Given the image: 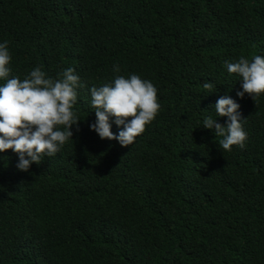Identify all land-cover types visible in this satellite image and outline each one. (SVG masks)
<instances>
[{
    "label": "trees",
    "instance_id": "16d2710c",
    "mask_svg": "<svg viewBox=\"0 0 264 264\" xmlns=\"http://www.w3.org/2000/svg\"><path fill=\"white\" fill-rule=\"evenodd\" d=\"M3 41L11 76L73 68L84 87L55 156L22 172L0 153V264H264V95L224 66L264 56V0H0ZM130 74L161 108L121 147L89 129V89ZM225 95L247 132L230 152L201 126Z\"/></svg>",
    "mask_w": 264,
    "mask_h": 264
},
{
    "label": "clouds",
    "instance_id": "9594fccd",
    "mask_svg": "<svg viewBox=\"0 0 264 264\" xmlns=\"http://www.w3.org/2000/svg\"><path fill=\"white\" fill-rule=\"evenodd\" d=\"M10 62L8 42H0V153L11 149L18 156L17 169L28 172L44 157L55 156L73 136L71 129L80 122L74 110L77 90L84 85L73 68L62 70L56 78L47 76L39 66L24 79L11 76ZM224 66L229 75L239 78L242 90L236 93L238 97L247 94L255 101L264 95V56L255 55L251 60L241 56L225 61ZM113 71L119 73V65L114 64ZM213 87L210 81L203 84L206 90ZM89 92L96 117L89 129L101 140H115L121 147L133 144L161 108L157 88L138 74L116 75L110 83L93 86ZM239 108L230 96H221L214 105L215 118L209 115L202 121L204 129L221 138L219 145L225 151L245 147L247 132ZM217 117H226L225 124L218 123ZM113 124L117 133L111 131Z\"/></svg>",
    "mask_w": 264,
    "mask_h": 264
}]
</instances>
